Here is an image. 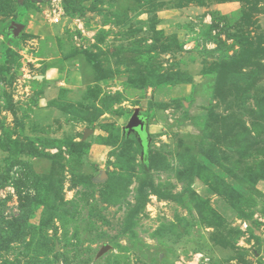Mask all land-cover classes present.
Segmentation results:
<instances>
[{
	"label": "rangeland",
	"instance_id": "rangeland-1",
	"mask_svg": "<svg viewBox=\"0 0 264 264\" xmlns=\"http://www.w3.org/2000/svg\"><path fill=\"white\" fill-rule=\"evenodd\" d=\"M63 1L0 0V264H264V0Z\"/></svg>",
	"mask_w": 264,
	"mask_h": 264
},
{
	"label": "water",
	"instance_id": "water-1",
	"mask_svg": "<svg viewBox=\"0 0 264 264\" xmlns=\"http://www.w3.org/2000/svg\"><path fill=\"white\" fill-rule=\"evenodd\" d=\"M23 2L24 0H19ZM39 1V0H38ZM15 33L18 34L22 29V25L15 24ZM131 131L136 132L140 137L146 138L147 136V121L144 117H142L139 113L135 112L130 118L127 126L125 127V132L129 133ZM107 177L106 172L101 174V179H105Z\"/></svg>",
	"mask_w": 264,
	"mask_h": 264
},
{
	"label": "built area",
	"instance_id": "built-area-1",
	"mask_svg": "<svg viewBox=\"0 0 264 264\" xmlns=\"http://www.w3.org/2000/svg\"><path fill=\"white\" fill-rule=\"evenodd\" d=\"M45 16L52 24H58L65 17L66 11L63 0H46Z\"/></svg>",
	"mask_w": 264,
	"mask_h": 264
},
{
	"label": "trees",
	"instance_id": "trees-1",
	"mask_svg": "<svg viewBox=\"0 0 264 264\" xmlns=\"http://www.w3.org/2000/svg\"><path fill=\"white\" fill-rule=\"evenodd\" d=\"M108 110H109V108H108ZM24 209H25L24 211H26V214H28V212H29V205L26 204V205L24 206ZM20 218H21V217H20ZM24 218H25V217L21 218V220L24 221Z\"/></svg>",
	"mask_w": 264,
	"mask_h": 264
},
{
	"label": "crops",
	"instance_id": "crops-1",
	"mask_svg": "<svg viewBox=\"0 0 264 264\" xmlns=\"http://www.w3.org/2000/svg\"><path fill=\"white\" fill-rule=\"evenodd\" d=\"M50 92H51V91H50ZM50 92H47V95H49V93H50ZM41 101H43V99H42ZM44 101H45V103H46V101H47V100H46V99H44Z\"/></svg>",
	"mask_w": 264,
	"mask_h": 264
}]
</instances>
